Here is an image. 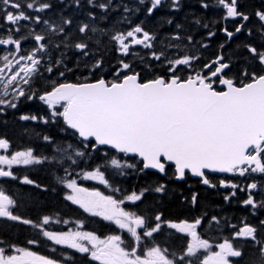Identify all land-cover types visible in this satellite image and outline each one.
<instances>
[{"label":"snow or ice","instance_id":"1","mask_svg":"<svg viewBox=\"0 0 264 264\" xmlns=\"http://www.w3.org/2000/svg\"><path fill=\"white\" fill-rule=\"evenodd\" d=\"M199 2L203 9H222L223 20L238 21L231 31L227 26L220 28L226 40H232L241 32L254 35L253 28L246 27L250 17L240 9L238 0H214L212 4L208 0ZM72 3L77 8L81 6V0H72ZM87 3L101 9L105 20L112 12L122 9L125 14L123 19L130 25L129 16H135L141 10L151 17L162 7L179 12L184 6L182 0H168L167 4L166 0H135L131 6L114 3V0H87ZM52 7L51 0H0V30L4 33L0 35V46H12L0 55V106H3L0 111L5 107L17 108L20 98L41 101L47 106V116L26 114L20 119L40 120L48 124L62 118L63 124L67 125L62 130H71L70 136H78L81 143L78 146L72 142L57 144L51 157L37 154L32 148L10 155L0 154V178L19 179L12 171L13 166L48 164L63 172L58 181L67 190L65 200L78 205L91 216L118 226L130 235V241H126L123 234L101 238L92 231L49 230L47 226L53 222V218L48 215L33 221L13 214L12 209L17 202L3 188H0V217L37 229V237L27 240L28 245L38 246L51 241L55 245L88 254L99 264H230L229 257H240L242 252L234 248L228 239L216 245L218 251L212 250L213 244L197 231L203 218L193 222H173L165 218L162 212L149 214L145 210L144 214H140L125 209L126 203H143L146 193L150 191L166 192L165 184L158 183L154 188L146 186L139 192L133 190L129 193L115 187L106 173L120 176L127 174L126 169H135L140 173L155 170L167 176L171 171L174 179L184 180L190 174L211 188L217 187V183L213 182V173H232L240 177L264 175V10L254 13L259 21L258 25H254L258 43L243 45L248 54L244 58L248 67L238 66L231 58L226 60L223 54H218L197 69L196 63L201 56L189 54L187 45L171 41L194 43L191 28L200 25L201 19L190 21L186 27L184 23H174L173 18H167L164 23L174 24L178 31L159 51L154 48L157 34L146 30L143 22L110 36V41L118 44V51L123 56H128L134 46L148 49L146 56L164 68L163 75L155 71L152 63H146L142 71L150 73L151 78L142 77L132 63L122 59L114 69L115 78L112 80L101 76L95 80L85 77L83 82L52 81L51 86L41 92L34 85L44 78L43 72L51 74L54 68L63 65L64 71H60L59 75L64 77L65 71L72 70L63 63L64 52L60 51V59L53 60V51L60 50L61 46L74 48L80 57L92 59L94 54L88 34H107L106 30L98 29L92 23L97 17L91 11L88 13L89 22L76 26L81 34L78 40L70 35V26L74 22L72 18L61 16L54 21L32 14L46 12ZM29 21L35 25L42 24L41 32L21 23ZM202 26L208 28V24ZM22 28L29 29L27 34L16 36ZM214 36L215 31L208 32V38ZM29 37L35 45L26 55H21L22 42ZM200 46L208 47L207 44ZM224 47L223 43L220 44L221 49ZM173 48L178 50L175 54L169 52ZM41 54H47V58ZM132 55L139 54L132 52ZM103 63L102 58L94 59L89 67L86 59L84 67L94 74L103 71ZM141 63H144V57H141ZM252 64H258L261 71H249ZM42 139L48 144L54 143L50 136L45 135ZM101 146L125 156L131 154L132 157H139L140 166L105 152L102 164H94L91 170H85L83 164L92 160V153ZM9 147L8 139L0 138V150L7 152ZM109 169L114 171L109 173ZM85 180L98 181L112 188V194L85 187L79 182ZM21 182L35 184L27 175L23 176ZM218 183L220 187L234 190L225 196V200H230L236 195L235 190L239 189L248 193L243 200L244 205L253 209L264 207V200L257 201L253 195V190L264 188V180L259 185L251 182L246 187L225 179H218ZM36 187L41 185L36 184ZM197 198V193L191 195L192 205H196ZM211 220L219 223L216 217H211ZM77 223L79 228H83L82 222ZM260 223L264 226V221ZM165 226L190 236V242L181 255L177 256L155 242V235L163 234ZM235 237L250 238L259 253L253 264H264V238H258L255 226L245 224L235 233ZM146 241L150 246L146 245ZM11 247L15 254H6L5 247L0 246V264H63L60 259L39 255L28 247Z\"/></svg>","mask_w":264,"mask_h":264},{"label":"trees","instance_id":"2","mask_svg":"<svg viewBox=\"0 0 264 264\" xmlns=\"http://www.w3.org/2000/svg\"><path fill=\"white\" fill-rule=\"evenodd\" d=\"M51 3L53 5L52 9L38 15L42 16L45 19L54 21H58L61 16L72 18L74 22L73 25L70 26V35L74 40H78L81 35L77 32V24L81 22H89L88 13L90 11L95 13L97 17V19L95 21H92V23L98 29L106 30L107 34H102L101 32H90L88 34L91 37V40H89L88 42L94 54L92 59L80 57L78 50L74 48H63V46H61L60 50L53 51V60L60 59V51H63V63L72 70L65 71L64 77H61L59 75L60 71H64L63 65L54 68V71L51 74L44 72L45 76L42 81L37 80L34 85V87L38 86L41 92L44 91L45 88L50 87L52 81L83 82L85 77H87L89 80H95L101 76L106 80H112L115 78L114 69L119 66V61L122 59L125 60V62L132 63L136 71L141 72L142 77L148 76V78H151L150 73H145L144 71H142V68H144L146 62L152 63L155 71L158 74H164V68L158 66V62L151 61L146 56V54L149 52L148 49L141 52L142 56L140 57L132 55V52H130L128 56H123L118 51V44H116V42L114 41H110V36L114 32L130 30L131 26L135 25L134 16H129V19L131 20L130 25L126 21H124L123 16L125 14H123L122 9L119 12H112L109 15L108 19L105 20L103 19L104 13L102 12V10L99 8H93L87 3V0H81V6L79 8H77L72 3V0H51ZM114 3H127L129 4V6L132 5L130 0H114ZM182 4H185V10L184 6L182 7L183 12L179 11L171 13L169 15L154 16L151 19H147L148 24L144 25V27L150 32H155L158 37L157 42L154 44L155 50L159 51L163 44H168L170 37L174 35L176 31H178L177 29H175L174 24L168 25L164 23L167 18H173L174 23H184L186 27L188 26V23L190 21L199 18L201 19V24L193 25L191 28V32L194 35V43L190 44L186 40L182 42H171L174 44L181 43L182 46L187 45L189 54L200 55L205 59H215L216 55L223 54L226 60L231 58L233 63L238 66H249L245 63L244 60L245 57H248V54L245 51L243 45L246 43H258V39H256L255 35V27L253 36H248L246 32H242L237 37L236 42H231L230 44H228L226 38L223 37L220 34L221 31H219L222 26H225L224 20L221 19V26L219 28L216 27L218 32L216 38L220 39L218 41L219 45H212L211 47L203 51L200 50L201 34L203 33L204 35H208V29L212 28L217 22L219 24V20L204 13L202 11V8L200 7V2H198V0H183ZM203 24H208V28H204L202 26ZM30 26L31 28H34L36 32H41L42 28L44 27L42 24L35 25L32 22H30ZM168 26L170 27L168 28ZM161 28H168V31L162 32ZM26 29L27 31L29 30L28 28ZM97 41H99V43H97ZM69 43H71V41H69ZM222 43L225 45L223 49L220 48V44ZM177 51L178 50L175 48L169 49V52L173 54H175ZM141 57H144V63L140 62ZM45 58H47V54H45ZM100 58H102L104 61L103 71H97L96 73L92 74L89 72L88 68L84 67L86 59L88 61L89 67H91L93 60ZM248 59L250 61V58ZM77 65H79V67H77ZM252 66L254 67L252 68ZM199 67L200 66L196 65L197 69ZM253 70L257 72L261 71L258 64H252L249 67V71ZM121 75H123V73H121ZM182 75H184V73H182ZM37 111L45 113L46 108H39ZM17 125L18 123L15 119H2L0 120V132L5 134L8 133V135L12 136L15 139L14 145L20 146L22 145L21 142L26 143V145H24L25 149L32 148L37 154L47 155L51 157L57 144L72 142L74 145L78 146L81 143L77 140V137L70 136L71 132L69 130L67 132L62 130L66 128L64 124L60 125V136L55 135V129L57 127H54L53 124L48 125L39 122L38 124H36V126L33 122H28L27 124H20L19 126ZM45 135L52 137L54 143L48 144L47 142H45L42 139V137ZM105 152H107L109 155L122 157L123 160L130 163H136L137 167L140 166L139 161L136 158H127L124 156L116 155L114 152L107 149H99L97 152L92 153V160H89L83 164L85 170H91L94 164H102L103 153ZM32 169L34 175L31 176L30 172ZM16 171H18L19 173L22 172L23 176L27 175L34 182L41 185V187L33 189V187H35V184L32 187L27 186V184H21L22 178L19 175H16L19 177V179L11 178L8 182H4L6 187L0 186V188H3L16 200L17 205L13 211L15 215H19L22 218L27 217L29 219L37 221V219L42 215H54L50 212L56 210L62 213L61 219L78 220L79 222L83 223L85 230L92 231L102 238L103 221L98 217H94L90 214L85 213L83 209L79 208V206H71L66 200L63 199L65 191L63 186L59 184L58 181V177L62 176L63 172L57 171L55 168L51 167L48 164L35 165L34 167L25 169L16 168ZM112 172L113 170L109 169V173ZM126 172L127 174L122 177L112 176L108 173L106 176H108V178L113 182L115 187L121 188L122 190H127L129 193L133 190L139 192L146 186L154 188L158 183H163L167 186V190L164 193H156L154 191L146 193L144 202L139 203V206L141 207V214H144L145 210H147L149 214L162 212L164 217L170 221H179L181 218H193L195 216L202 217V215H204L206 219H210L211 217L219 218V221H221L222 223L225 222V219H228V221L233 220V222L231 223L235 224L236 222L237 225H239L243 221L248 220L250 224L252 223V226H255L257 228L258 238H264V226H262L260 223L261 221H264V207H257L253 209L254 212L252 211V216H249V210L241 209L240 207L235 208V210L232 208H228L226 210L224 203L215 204L212 200V197L206 194L204 198L201 197L199 200H197L196 208L193 210L190 205V199L186 197L183 182H175L173 180L169 181V178H171L173 172L170 171L167 176H160L159 174L151 172L140 173L135 169H126ZM55 175L57 178L59 190L56 189L57 186L55 184ZM257 183L259 185L261 183V180ZM88 185L89 188H96L101 192H104L105 194H112V188L107 187L103 184L88 183ZM45 188L47 190H44ZM117 198H119V194H117ZM255 199L257 201L264 200V193L261 191L259 194L255 195ZM222 209L226 211H222ZM237 217L238 220L236 219L234 221V218ZM27 228L28 227L18 225L17 223L5 224L0 226V233L6 236L10 241L23 242L25 241L27 235H29ZM30 231L33 232L34 236H37V232L32 228H30ZM113 234H123L125 240L130 241L129 234L122 230H119L112 223H105V237ZM154 239L155 242L161 247H167L170 252H175L177 256L181 255L185 250V241L183 240V238L180 235L174 234L168 229L164 228L163 234H156ZM222 239H224V234L222 235ZM237 249L242 252V255L237 259V264H253V261L259 254L257 247L252 241L239 240L237 242ZM67 257H71L72 259L76 258L75 254L71 253L70 250L68 251ZM81 259L85 260V257H82Z\"/></svg>","mask_w":264,"mask_h":264},{"label":"flooded vegetation","instance_id":"3","mask_svg":"<svg viewBox=\"0 0 264 264\" xmlns=\"http://www.w3.org/2000/svg\"><path fill=\"white\" fill-rule=\"evenodd\" d=\"M183 1V0H182ZM185 1H189V0H185ZM131 4H133L135 2V0H130ZM168 0H166V4H167ZM199 2V0H198ZM208 2L210 4H212L214 2V0H208ZM238 4L239 7L242 11H244L245 13H247L250 17V20L248 22H246V27H250L253 28L254 31V25H258L259 21L258 19L254 16V13L257 10H264V0H238ZM184 10H185V4H184ZM202 11L204 13H206L208 16L210 17H214L215 19L219 20V24L218 22L214 24V26L210 29H208V31H215L216 32V36L218 34L217 32V28H219L221 26V15H223V10L217 7H209L208 9H203ZM180 12H183V9L180 10ZM171 13H174V11H172L169 7L165 6L160 8L157 12H155L151 17L147 16L146 13L141 10L138 14H136L134 16L135 18V24L137 23H141L143 22V26L148 24V20L147 19H151L154 16H162V15H169ZM34 15L40 14V13H34ZM2 23V21H0ZM238 21L236 20H224V25L228 27V29L231 31L234 29V26L236 25ZM22 25L23 24H27L30 28V22H21ZM219 25V26H218ZM215 28V29H214ZM162 32H166L168 31V28H161ZM220 31V29H219ZM242 33V32H241ZM239 33L238 35H236L234 38H232V40L227 41L228 44H230L231 42H236L237 37L241 34ZM4 34L2 30H0V35ZM27 34V29L26 28H22L21 33H16V36H20V35H25ZM220 34L225 37V35L223 34V32H220ZM216 36L208 38V35H204L203 33L201 34L200 37V45L201 44H207L208 47H211L212 45L218 44V41L220 39L216 38ZM226 38V37H225ZM214 39V40H213ZM235 44V43H233ZM35 45V42L31 39V37H29V39L25 40L22 42V51H21V55H26L28 53V51H30ZM219 45V44H218ZM12 48V46H0V55H3L4 53H6L7 51H9ZM207 48H202L200 46V50H205ZM134 49L136 51L139 50H145L142 48V46H134ZM41 55H45V54H41ZM213 59H205L204 57H201V60L199 62L196 63V65L200 66L203 63L207 62V61H211ZM23 63V62H22ZM0 65H2V61H0ZM15 70V69H14ZM41 71L43 72V68L41 69ZM45 76L44 72H43V77ZM42 81V79H41ZM9 99L11 97H8ZM3 107V106H0ZM45 105L38 100H27L26 98H20L18 104H17V108L12 109V108H3V111H0V120L2 119H6V120H11V119H15L18 123L17 126H19L20 124H27L28 122H30V120L25 121V120H21L20 117L22 115H26L29 114L30 111L35 112L38 116H46L45 113L43 112H39L37 111L39 108H44ZM40 120H37V122ZM36 123V122H34ZM40 123L44 124L42 121H40ZM54 125V127H57L55 130V135L56 136H60V125H61V119L57 120L55 123L53 122H49L48 125ZM0 138H6L9 141L10 147H9V151L5 152L4 150H0V154H12L13 153V144L15 142V139L5 133H1L0 132ZM23 143V142H21ZM34 144V143H33ZM22 168H29V166H23ZM19 168V169H22ZM16 175H23L22 172H18L16 171V168H14L12 170ZM213 177V182L217 183V187L216 188H209L206 187L205 185L201 184L199 182V178H193L190 175L186 176V178L181 181L184 184V191L186 194V197H188L189 199L191 198V195L193 193H197L198 194V198L197 200H199L201 197L204 198V196L209 195L212 197V200L214 201L215 204H221L224 203L225 205V209L227 210L228 208H232L235 210V208L240 207L241 209H247L250 211L249 216H252V211L253 208L251 206H246L243 204V200H245L248 196V193L246 191H240L239 189H236V195L231 197L230 200H225V196L229 195L232 191H234L231 188H224V187H220L219 183H218V179H225L226 181H232L235 183L240 184L242 187H246L247 184L253 182L252 176L254 174H251L247 177H240L238 175H231V176H227L224 174H211ZM164 176V175H163ZM11 178H0V186L6 187L4 182H8ZM23 179V178H22ZM7 180V181H5ZM175 181V179L173 178V173L171 178H169V181ZM178 182V181H175ZM21 184H23L21 182ZM60 184V183H59ZM25 185V184H23ZM34 185V184H33ZM33 185H28L27 186H33ZM35 187H33V189H36V185H34ZM208 190V191H207ZM61 193V190H60ZM10 195V194H9ZM62 195V194H61ZM254 195V194H253ZM190 201V200H189ZM69 202V201H68ZM71 204V206H75L74 204H72L71 202H69ZM140 202H137L135 205H131V204H127L124 205L126 210H130V211H135L137 213L141 214V207L139 206ZM197 204V203H196ZM191 208L194 210L196 208V205H192L190 202ZM137 206V208H136ZM15 208L12 209V211H14ZM224 209H222V211H226ZM69 212V211H66ZM74 212V211H73ZM254 212V211H253ZM51 214L54 215H48L50 217L53 218V222L49 225H52V227L54 228L52 231H60V227L64 226V221H67V219H64V221L61 219L62 218V213L59 211H52L50 212ZM58 213V214H56ZM14 214V213H13ZM43 217V216H42ZM197 218H203V222L202 224L198 227L197 231L199 232V234L201 235L202 238L204 239H208L210 241V243L213 244V251H218V248L216 247V245L222 241L224 242L225 239H228L231 243H233L234 248L237 249V242L239 240L241 241H251L250 238H243V237H235V233L242 228L245 224L247 225H251L247 221H243L241 222L239 225L236 224H232V221H228V219H225V222L222 223L221 221H219V218H217L218 222L216 221H212L211 218L210 219H206L204 217V215H202V217H198L195 216L193 218H181L179 221L177 220H172L173 222H180L183 220H187L189 222H193L195 219ZM238 220L237 218H234L235 220ZM32 220V219H31ZM56 220H60V223H56ZM35 221V220H33ZM38 221V219H37ZM75 224H77L78 221L74 220L73 221ZM212 222V223H209ZM13 223H17L18 225H22L25 227H28L27 230L30 233V228H32L34 231L37 232V229L33 228L31 225H25L22 222L19 221H13L11 219H8L6 217H0V226L5 225V224H13ZM73 223V224H74ZM105 223H111L108 221H104L103 220V236L102 238L105 237ZM49 225L47 226V228L49 229ZM165 229H168L165 226ZM50 230V229H49ZM171 232H173L174 234L180 235L183 240L185 241V245L184 248L186 249V245L187 243L190 242V236H188L187 234H183V233H178L176 232V230L174 229H168ZM1 232V231H0ZM224 234V239H222V235ZM230 236V237H229ZM31 236L27 235L25 241L23 242H14V241H10L7 239L6 236H4L2 233H0V246L5 247L6 250V254H15L14 253V249L11 247L12 245H15L17 247H28L31 250L37 252V254L39 255H45V256H49V257H53V258H57L59 259V249H60V245H55L53 242L51 241H46L45 243H42L41 245H28L27 244V240H29ZM37 236H34L33 238H36ZM147 246H150V244L146 241L145 242ZM54 247L55 251H51L48 247L52 246ZM77 254V253H76ZM80 256H85V260L78 258L76 261L73 262V264H99L98 261H94L91 259V257L88 254L85 253H78ZM239 257H229L230 260V264H237V259ZM65 264V263H63Z\"/></svg>","mask_w":264,"mask_h":264},{"label":"rangeland","instance_id":"4","mask_svg":"<svg viewBox=\"0 0 264 264\" xmlns=\"http://www.w3.org/2000/svg\"><path fill=\"white\" fill-rule=\"evenodd\" d=\"M45 108H46V112H45V114H46V116L48 115V110H47V106L45 105ZM61 119V118H60ZM30 121H32V120H30ZM32 122H36V123H38V122H40V121H32ZM22 147H25V146H22ZM23 150H25V149H23ZM16 151H18V149L16 150ZM14 153V152H13ZM12 153V154H13ZM88 165V164H87ZM85 166V165H84ZM23 166H13V168H12V170L14 169V168H22ZM103 170V169H102ZM110 170H112V169H110ZM127 170H130V169H127ZM77 171H79V170H77ZM114 171V170H113ZM106 175H107V173H106ZM259 175H261V174H254L253 176H252V179H253V182L254 181H256V182H260V180L262 181V180H264V178H262V177H260ZM62 176H63V173H62ZM122 176H124V175H120V177H122ZM263 176V175H262ZM261 178V179H260ZM80 183H82L83 184V186H85V187H89V185H88V183H96V184H100L98 181H87V180H85V181H79ZM66 190V189H65ZM67 191V190H66ZM263 192L264 193V188H260V187H258L256 190H254V193H255V195H257V194H259L260 192ZM255 195H254V197H255ZM70 202V201H69ZM86 213V212H85ZM98 218H100V217H98ZM100 219H102V218H100ZM103 220V219H102ZM74 222H67V223H64V226H61L60 227V231H75V230H81V231H87V230H85V228H84V225H83V228H79V226H78V223L77 224H73ZM111 224V223H110ZM71 225H74V226H72L71 228H69V226H71ZM114 225V224H113ZM116 226V225H115ZM117 228H118V226H116ZM49 229L50 230H53L54 228L52 227V225H49ZM119 230H122V229H119ZM124 231V230H123ZM125 232V231H124ZM219 243H223L222 241H220ZM218 243V244H219ZM61 246V245H60ZM62 248H64V249H71V248H68L67 246H64V245H62ZM75 250V249H74ZM77 251V250H76Z\"/></svg>","mask_w":264,"mask_h":264},{"label":"bare ground","instance_id":"5","mask_svg":"<svg viewBox=\"0 0 264 264\" xmlns=\"http://www.w3.org/2000/svg\"><path fill=\"white\" fill-rule=\"evenodd\" d=\"M116 2V1H115ZM170 26H168V28H169ZM158 38V37H157ZM256 40V39H255ZM160 42V41H159ZM163 42V41H162ZM166 42V41H165ZM164 42V43H165ZM164 45V44H163ZM145 62V61H144ZM146 63H148V62H146ZM255 66V65H254ZM254 66H252V68L254 67ZM29 114H35V115H37L35 112H33V111H30L29 112ZM35 125L36 124H38V123H34ZM37 126V125H36ZM34 142V141H33ZM24 145H26V143H22V145H20V146H17V145H14L13 144V151L15 152L17 149L18 150H23V149H25V147H22V146H24ZM30 174H31V176L32 175H34V173H33V169L31 170V172H30ZM19 176L21 177V178H23V175H20L19 174ZM37 183L35 182V185H36ZM55 184H56V186H57V188L56 189H58L59 190V188H58V182H57V178H56V175H55ZM48 215V214H47ZM42 216H44V215H42ZM42 216H40L39 218H42ZM24 218H27V217H24ZM38 218V219H39ZM27 219H29V218H27ZM29 235L31 236L29 239H32L33 237H34V234H33V232L32 231H30V233H29Z\"/></svg>","mask_w":264,"mask_h":264},{"label":"water","instance_id":"6","mask_svg":"<svg viewBox=\"0 0 264 264\" xmlns=\"http://www.w3.org/2000/svg\"><path fill=\"white\" fill-rule=\"evenodd\" d=\"M224 34V33H223ZM238 35V34H237ZM235 37V36H234ZM233 37V38H234ZM66 127H67V125H66ZM71 131V130H70ZM77 138L81 141V138H79L78 136H77ZM101 149H108V150H110L107 146H101ZM111 151H113L115 154H117V155H123V156H125L123 153H118V152H116L115 150H111ZM126 157H128V158H137L139 161H140V158L139 157H132L131 156V154H129V155H127ZM144 172H151V173H156V174H159L158 172H156L155 170H145ZM213 174H226V175H228V176H230L232 173H213ZM160 176H162V174H159ZM190 175V174H189ZM191 176V175H190ZM191 177H193V176H191ZM193 178H197V177H193ZM175 181H178V182H181V181H183V180H178V179H175ZM206 186V185H205ZM206 187H208V186H206ZM209 188H211V187H209ZM127 204H131V203H126L125 205H127ZM131 205H133V204H131Z\"/></svg>","mask_w":264,"mask_h":264}]
</instances>
